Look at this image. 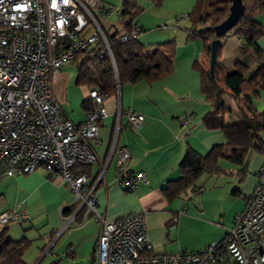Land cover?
<instances>
[{
    "label": "crops",
    "instance_id": "crops-1",
    "mask_svg": "<svg viewBox=\"0 0 264 264\" xmlns=\"http://www.w3.org/2000/svg\"><path fill=\"white\" fill-rule=\"evenodd\" d=\"M136 2L143 3L144 7L138 4L139 11L132 17L124 16L126 19L119 28L129 20L137 23L142 28L137 40L143 45L176 39L173 69L167 76L150 84L144 81L123 84L116 96L104 99L106 115L99 124L95 139L90 141L96 161L91 164L88 182L93 181L100 169L105 167L94 196L97 209L106 220L114 221L141 212L145 216L146 234L154 250L197 251L224 237L234 216L244 209L247 198L255 188L264 194V154H252L245 175L241 173V166L219 159L215 172L203 173L196 180V188L202 190L197 193L190 189L192 196L197 195L193 204L183 205L180 196L171 198L165 195L163 189L180 177L179 163L188 147L203 156L213 146L223 144L225 136L221 131L207 130L202 123L203 116L211 106L201 90L200 68L209 70V56L204 51L202 41H198L197 37H187L196 16H186L195 9L199 10L197 2ZM255 17L264 31V12ZM163 19L169 21L168 24L161 22ZM161 23L165 27H160ZM224 41L220 43L221 54L226 49ZM258 44L264 50V34ZM238 48L242 55L250 59V49L243 51L242 46ZM218 58L215 64L225 74L233 72L234 62L226 68L222 58ZM70 64H64L53 76V91L67 118L79 124L86 117L87 111L82 107V102L89 96V89L76 83V70L75 79L71 80L73 70ZM75 87L81 88V91L76 99H71L68 91ZM224 101L230 107L225 116L227 122L237 120L238 107L244 108V102L240 99L235 103L228 98ZM127 107L141 113L144 120L142 126L135 130L127 125L122 114L115 146L127 147L130 153L128 170L132 173L143 171L147 178L146 181H139L130 191H125L116 182L115 155L109 154L117 111ZM254 108L258 111L255 105ZM186 116H191V119L183 124L182 119ZM261 136L264 141V132ZM0 181V197L3 199L0 213L8 209L26 212L23 220L10 221L5 225L6 235L13 241L25 238L30 242L23 254L25 262L94 263L99 223L93 213H86L85 207H78L71 189L59 177L49 176L45 168L39 167L31 173L4 176ZM209 200L212 203L210 210ZM200 230L205 235H200ZM46 247H49L47 253Z\"/></svg>",
    "mask_w": 264,
    "mask_h": 264
},
{
    "label": "built area",
    "instance_id": "built-area-1",
    "mask_svg": "<svg viewBox=\"0 0 264 264\" xmlns=\"http://www.w3.org/2000/svg\"><path fill=\"white\" fill-rule=\"evenodd\" d=\"M112 12L101 0H0V179L39 167L49 176L59 177L71 189L78 207L93 213L99 223L93 264H264V194L259 188L234 216L224 237L197 251H156L147 237L143 213L108 221L98 211L94 190L105 167L90 183L76 167L96 161L90 141L106 115L105 98L96 90L89 91L95 106L86 112L82 123L75 124L56 100L53 76L71 63L78 51H88L98 38L113 62L99 23L100 17ZM90 24L93 32L88 31ZM141 32V26L132 22L121 40L137 39ZM122 114L135 130L142 126L144 116L131 107L119 108L116 114L109 154L115 155L116 182L130 191L147 178L143 171L130 172L129 150L115 146ZM190 119L186 116L182 123ZM201 190L198 187L194 192ZM25 217L24 211L5 210L0 213V228ZM48 251L46 247L45 253Z\"/></svg>",
    "mask_w": 264,
    "mask_h": 264
},
{
    "label": "trees",
    "instance_id": "trees-1",
    "mask_svg": "<svg viewBox=\"0 0 264 264\" xmlns=\"http://www.w3.org/2000/svg\"><path fill=\"white\" fill-rule=\"evenodd\" d=\"M152 1L158 4L163 0ZM200 1H204L202 11L199 8ZM242 1L243 15L237 25L220 38V43L229 33H233L242 39L243 51L251 49L252 57H248L247 61H235L230 74H225L216 64L212 76L208 69L200 68L201 90L211 106L210 111L203 116L202 123L207 130L223 132L225 142L213 146L203 156L188 147L179 163L180 177L163 189L168 197H178L189 189L195 190L198 177L203 173L215 172L219 159L241 166V173L245 175L252 154H264L261 136L264 132V111H256L253 105V101L260 98L259 89L264 87V50L258 44L264 31L255 21V16L264 12V0ZM197 4L198 11L195 9L193 13L186 14L190 18L196 16L187 37L201 38L204 51L209 56V44L214 33L207 27L225 19L231 0H197ZM117 10L121 16L132 17L138 11V3L136 0H121ZM131 24L132 20H129L121 28L102 26L113 62L100 38L88 51L80 50L75 54L71 63L75 66L76 83L79 86H85L89 91L96 90L107 98L116 96L123 84L139 81L150 84L172 72L176 42L171 40L143 45L137 39L122 41L121 36L131 30ZM221 50L219 44L217 58ZM225 98L235 103L241 99L245 106L238 107L239 118L230 123L225 119L230 111ZM94 106L89 96L82 102L86 111L92 110ZM76 171L88 177L91 164L77 166ZM29 245L30 242L25 238L18 241L9 238L4 225L0 228V264H26L23 254Z\"/></svg>",
    "mask_w": 264,
    "mask_h": 264
},
{
    "label": "rangeland",
    "instance_id": "rangeland-1",
    "mask_svg": "<svg viewBox=\"0 0 264 264\" xmlns=\"http://www.w3.org/2000/svg\"><path fill=\"white\" fill-rule=\"evenodd\" d=\"M175 1H176L175 3L179 4V0H175ZM195 1L197 2V0H195ZM101 2L105 6V8L113 7L114 10L108 17L104 16V17L99 18L100 25H102L105 28H108L110 25H114L115 27L119 28V26H121V23L124 22L126 19V17L121 16L120 12L117 10L119 7L120 0H101ZM138 4L141 8L144 7L143 3H141V2H138ZM183 4L185 5V2H183ZM203 4H204V1H202V2L200 1V4H199V8L201 9L200 11L203 10ZM192 8H193V6H192ZM255 19H256V17H255ZM161 22H166L168 24L169 21H167L166 19H163ZM185 23H187V20H185ZM94 29H95L94 26L92 24H90L88 31L93 32ZM174 41L176 42V39ZM198 41H202L201 38H198ZM176 44H177V42H176ZM223 44L225 45L226 49L222 51L223 53L221 54V56L218 59L222 58V62L225 64L226 68H229L230 65L238 59H242L243 61H247V57L242 55V52L238 48V47L243 45V41L241 38L236 37L233 33H229ZM250 57H252L251 49H250ZM69 67H71V69L73 70V75L71 77V80L72 79L74 80L75 79V68H74L73 64H70ZM77 90L79 92H76ZM80 91H81V88H77V87H75L74 89H72V88L69 89V91H68L69 92L68 93L69 98L76 99L77 94L80 93ZM259 92H260L259 94H260L261 98L255 100L254 105L258 109V111H263L264 110V87H262L259 90ZM1 182L2 181H0V186H1ZM192 192L189 189L185 193H182L180 195L179 200L183 203V205L185 203L188 205V204H193L195 202V200L197 199V195L192 196L193 195ZM190 197H193L192 198L193 200L189 199ZM2 200L3 199L0 197V204L2 203ZM208 202H209L208 208L210 210L212 203L210 200ZM199 233H200V235H205V233L201 230L199 231ZM38 262L39 261H26L27 264H38ZM53 262L54 261H40L39 264H51Z\"/></svg>",
    "mask_w": 264,
    "mask_h": 264
},
{
    "label": "water",
    "instance_id": "water-1",
    "mask_svg": "<svg viewBox=\"0 0 264 264\" xmlns=\"http://www.w3.org/2000/svg\"><path fill=\"white\" fill-rule=\"evenodd\" d=\"M244 5L242 0H231L228 15L218 24L207 27L214 33V38L209 45V73L213 75V69L217 59V48L220 44V38L232 30L238 23L240 17L243 15Z\"/></svg>",
    "mask_w": 264,
    "mask_h": 264
}]
</instances>
